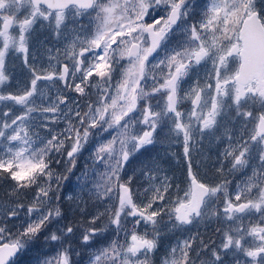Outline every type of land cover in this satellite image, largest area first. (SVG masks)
I'll use <instances>...</instances> for the list:
<instances>
[{
    "label": "snow or ice",
    "instance_id": "obj_1",
    "mask_svg": "<svg viewBox=\"0 0 264 264\" xmlns=\"http://www.w3.org/2000/svg\"><path fill=\"white\" fill-rule=\"evenodd\" d=\"M37 25L62 53L31 46ZM10 57L27 79L0 91V181L12 182L10 200L0 203V264H75L80 249L87 264H154L163 237L213 219L223 225L219 244L196 231L170 245L160 264H264V0H0V87L12 80ZM92 88L97 98L83 107L64 94L89 97ZM228 124L247 138L228 134ZM221 127L228 147L220 179L202 181L194 142ZM157 129L170 144L182 137L188 183L174 200V179L159 161H139L125 174L161 142ZM98 137L75 195L64 193L68 211L79 214L69 219L64 182ZM247 169L230 192L227 176ZM138 174L142 190L133 184ZM89 201L103 211L89 213ZM50 246L54 254L25 260Z\"/></svg>",
    "mask_w": 264,
    "mask_h": 264
},
{
    "label": "rangeland",
    "instance_id": "obj_2",
    "mask_svg": "<svg viewBox=\"0 0 264 264\" xmlns=\"http://www.w3.org/2000/svg\"><path fill=\"white\" fill-rule=\"evenodd\" d=\"M205 3V0H196L197 5H203ZM21 16L23 13L20 14ZM157 16L164 15L162 11L156 13ZM198 19L199 18V13L197 12L195 17L190 16V20L192 19ZM38 26V25H37ZM33 34H36V30L33 32ZM33 34L32 38L33 39ZM41 42L43 45H50V47H55V48H60L61 53L63 51L64 45L55 40L53 38V35L48 33V37L43 36L40 38V41L36 44L35 47H39L41 45ZM46 63V61H45ZM126 63V62H125ZM7 69L8 72L12 76V80L10 83L6 84L5 86L0 87V91H12L15 92L20 85H22L24 82H26L27 79V70L23 67L21 61L18 58H9V62L7 64ZM118 77L115 76L114 74V82ZM191 83V81H189ZM55 90H53L54 92ZM96 89L92 88L91 89V95L89 97H81L77 93H72V92H66L64 93L65 95H68L69 97H74L77 102L81 105V107L84 106L86 99H90L92 101L96 100ZM190 101H185L182 105L181 108L187 113L190 111V109H187L185 107V104L189 103ZM11 103V102H7ZM3 102H0V110H3ZM63 107V106H61ZM14 111L19 114V106H16L14 108ZM63 125H53L52 127L58 128L62 127ZM228 134H234L236 138H239V132L244 131V138H247L248 132L241 129L239 124H228ZM253 126L249 125V130H251ZM160 131V129H159ZM160 133V132H158ZM45 132H41V135H44ZM108 134L105 133L104 136L106 137ZM157 136H160V134H156ZM103 137H98L95 139L90 140L89 145L86 146L85 150L82 152L80 157L77 160L76 168L73 171V175L69 177L68 181L64 182V189L62 191V208L68 213L69 219L72 218H79V214H74L71 211H68L71 205L70 201H67L64 199V193H71L75 195V191L77 189V184L78 181L76 180V177L79 176L82 172L85 171L86 167L91 164V161L89 159L91 150L93 145L96 142V139H102ZM158 138V137H157ZM161 142H158L155 144V160L159 161L160 165L164 168V170L167 172V174L174 179V187L170 190V195L172 196L173 200L177 196H182L183 191L185 190V184L184 182L187 181V160L185 159L183 155V145H182V137L180 140H177L175 143H169L164 135H161L160 138L158 139ZM163 141L165 143H163ZM174 146H181L182 151H181V159L178 161H173L169 160V157L173 155V147ZM152 146L149 147V149ZM228 147V139L227 135L225 134V128L221 127L220 131L216 134L215 137L208 136L202 140H200L198 143L194 142V149L191 152V157H192V167L193 171L198 173V177L202 181L206 182H216L220 179V177L216 173V167L219 166L220 159H221V153L224 151V149ZM172 150V152H171ZM147 152V151H146ZM146 152H143V154H138L137 157L130 163L129 166L126 167V173L125 174H131L132 170L138 166L139 161H144L146 160L145 155ZM145 158V159H144ZM206 162V165L204 163ZM174 166L179 167V168H185L184 172H180L179 175L174 174L173 168ZM254 166V165H253ZM57 170H62V167L60 165H57ZM228 168L227 162H225V169ZM99 171H103V168H99ZM251 175V170L247 169L241 172H235L231 175L227 176V179L230 180L229 184V191L234 192L236 185L242 184L243 181L247 179V177ZM90 177L92 180H95L98 178V176H92L90 173ZM144 182L145 187L147 186V181L143 179L142 176L139 174L136 176V178L133 181V184L137 187L140 182ZM188 182V181H187ZM11 181H0V188H1V193H0V203H4L6 201L10 200V192H11ZM181 184L184 185L181 187ZM175 185H179V188H176ZM33 190H29V202L31 199V193ZM182 191V194L180 193ZM96 208H99L100 211H103V203L102 202H96L93 203L92 201H89L88 204V212L92 213ZM99 223V222H98ZM188 228L191 230L185 231L183 233L177 231L172 234H168L162 239V245L157 254L154 257V264H160L161 257L165 254L166 249L170 245H174L177 241V239L183 240L187 238L189 234L195 233L196 231H199L201 234L202 238L205 240V242L209 243L210 247H214L216 244H219L221 241V233L218 232L216 229L217 228H223V225L218 223L216 220H211V221H206L201 223L198 227H193V226H188ZM215 242L213 244L212 242ZM79 248V245H77ZM55 248L54 247H47L43 249H34L32 252H30L26 257V261H32L34 262L38 257H42L44 255H52L54 254ZM80 256L79 257H73L75 264H87L88 260V252L84 249H80ZM205 259H208L207 256L204 257Z\"/></svg>",
    "mask_w": 264,
    "mask_h": 264
},
{
    "label": "flooded vegetation",
    "instance_id": "obj_3",
    "mask_svg": "<svg viewBox=\"0 0 264 264\" xmlns=\"http://www.w3.org/2000/svg\"><path fill=\"white\" fill-rule=\"evenodd\" d=\"M81 22L86 24L87 23V18H83ZM48 33L51 35L50 30H48L46 28H41L39 25L36 26V34L37 35L33 34V37L34 38L31 39V46L32 47H35L36 44L40 41V38H42L43 36L48 37ZM46 46L50 47L49 43ZM185 107L187 109H191V102L185 104ZM158 132H160L159 129H157V133L156 134H160V136L161 135H164L163 133H161V132L158 133ZM160 136H157L158 139L160 138ZM163 143H165V142L163 141ZM181 151H182L181 146H174L173 147V155H171L169 157V160L178 161L179 159H181L182 158L181 157ZM171 152H172V150H171ZM143 157H145L146 160H148V159H155V144L152 145V147L150 149H148V151L145 153V155ZM184 171H185V168H179V167L174 166L172 172L174 174L179 175L180 172H184ZM187 183L188 182L185 181L184 184H185L186 187L184 185H182V184H181V187L184 186L185 189H186L187 188ZM137 187H139L142 190L143 187H145L144 182L143 181L140 182V184ZM180 193L182 194V191H180Z\"/></svg>",
    "mask_w": 264,
    "mask_h": 264
},
{
    "label": "trees",
    "instance_id": "obj_4",
    "mask_svg": "<svg viewBox=\"0 0 264 264\" xmlns=\"http://www.w3.org/2000/svg\"><path fill=\"white\" fill-rule=\"evenodd\" d=\"M204 165H206V162L204 163ZM206 167H207V165H206ZM0 193H1V188H0Z\"/></svg>",
    "mask_w": 264,
    "mask_h": 264
}]
</instances>
